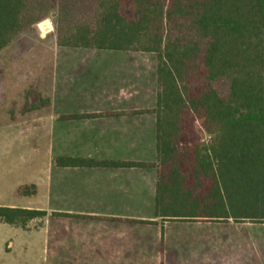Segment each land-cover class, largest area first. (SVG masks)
Segmentation results:
<instances>
[{
    "label": "trees",
    "instance_id": "16d2710c",
    "mask_svg": "<svg viewBox=\"0 0 264 264\" xmlns=\"http://www.w3.org/2000/svg\"><path fill=\"white\" fill-rule=\"evenodd\" d=\"M49 16L60 47L157 55V162L57 166L156 167V217L264 222V0H0V51ZM46 215L0 206L22 228Z\"/></svg>",
    "mask_w": 264,
    "mask_h": 264
},
{
    "label": "crops",
    "instance_id": "0c3cea01",
    "mask_svg": "<svg viewBox=\"0 0 264 264\" xmlns=\"http://www.w3.org/2000/svg\"><path fill=\"white\" fill-rule=\"evenodd\" d=\"M67 49L56 57L51 51L41 67L49 107L29 112V130L45 127L48 134V172L17 185L20 201L0 202L47 215L26 228L12 225L13 237L0 234V264H207L213 238L183 237L181 226H174L182 224L200 228L203 235L211 234L209 226L225 227L254 252L262 234L255 227L262 224L156 217V167L56 165L59 157L157 162L156 115L148 112L156 105H144L143 70H134L135 61L126 57L106 60L101 50ZM109 112L123 114L105 115ZM75 115L89 116L68 117ZM24 186H35V194H20ZM4 224L0 221V227Z\"/></svg>",
    "mask_w": 264,
    "mask_h": 264
},
{
    "label": "rangeland",
    "instance_id": "374dc122",
    "mask_svg": "<svg viewBox=\"0 0 264 264\" xmlns=\"http://www.w3.org/2000/svg\"><path fill=\"white\" fill-rule=\"evenodd\" d=\"M63 48L65 47L57 44L56 21L53 16H49L25 30L8 47L0 51V202L20 201L15 194L17 185L30 179H39L48 172V134L45 127L31 132L28 120L31 118L29 112L34 108L45 110L49 107L44 100L45 68L41 67L50 60L53 55L51 51H55L56 57L62 55ZM67 50L73 53L87 51L73 48ZM97 52L106 56V60L121 61L123 57L134 60L133 69L139 67L144 72V96L147 98L144 105H156L155 53L115 50ZM218 87L223 93L226 92V83L219 82ZM13 112L16 116L11 114ZM12 121H18L22 125H12ZM257 224H262L261 227H255L256 230H261L262 234L261 242L256 244L254 252L246 251L244 244L237 241L233 232L230 234L223 230L225 227L209 226L207 228L212 229L211 234L203 235L199 234L198 227H188L184 224L174 226H181V235L186 238H213V252L207 251V264H264V222ZM15 228L8 223L4 224L0 227V234L13 237ZM243 253H246V257Z\"/></svg>",
    "mask_w": 264,
    "mask_h": 264
}]
</instances>
